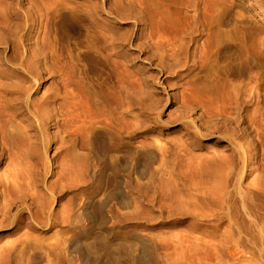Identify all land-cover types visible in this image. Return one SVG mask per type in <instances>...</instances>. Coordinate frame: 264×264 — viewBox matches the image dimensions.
<instances>
[{"label":"rangeland","instance_id":"1","mask_svg":"<svg viewBox=\"0 0 264 264\" xmlns=\"http://www.w3.org/2000/svg\"><path fill=\"white\" fill-rule=\"evenodd\" d=\"M195 1L0 0V119L12 116L28 135L26 164H0V264H134L150 249L162 264H264L263 0H197L198 11ZM90 70L113 96L142 72L156 79L164 126L149 132L164 143L165 162L195 140L187 157L205 167L188 176L168 169L186 198L150 191L132 214L113 200L107 224L81 214L84 197L65 169L76 99L81 116L117 138L134 126L112 100L104 108L101 93L86 107ZM218 155L233 169L214 175ZM228 193L233 207L216 209Z\"/></svg>","mask_w":264,"mask_h":264},{"label":"bare ground","instance_id":"2","mask_svg":"<svg viewBox=\"0 0 264 264\" xmlns=\"http://www.w3.org/2000/svg\"><path fill=\"white\" fill-rule=\"evenodd\" d=\"M262 4L264 6V0ZM262 6L259 7L258 14L264 16ZM192 8L196 11L199 10L197 0L192 4ZM86 74L89 76L87 78L89 81V88L87 89L89 101H86V107L88 109L93 108L95 103L92 100V94L101 93L103 98L100 100V104L106 108L109 101L112 100L116 104L118 112L121 113L120 118L130 117L134 121V126L126 135L129 139L122 136L117 138V134L110 131L102 122L81 116L84 115L81 113L82 102L76 99V112L73 116L76 144L72 152V160L66 164L65 169H70L75 174L77 191L84 197L78 204L81 214L88 215L93 212L99 222L107 224L110 221L109 214L113 212V209L110 208L113 200L119 204L121 209H126L127 213L132 214L140 210L141 197L150 191H158L164 197L167 196L178 201L186 198L183 190L171 185L170 178L167 176L169 174L168 169L176 167L178 173L188 176L190 171L201 175L205 171V167L202 163L196 164L194 160L191 161L187 157L188 146L196 145L195 140L186 143L182 141L180 145H184L185 148L183 150L177 149L172 153L176 160L174 162L169 161V164L165 162L164 143L160 136L157 135L152 138V134L149 132L151 129L164 126L162 111L154 104L155 91L154 88L152 90V87L156 79L152 82L148 79L147 73L142 72L134 78L131 84L122 85L117 94L113 96L115 92H103L105 90L101 89H105L104 87L90 82L95 80L91 70L87 71ZM135 105L138 108H134ZM110 106L113 107L111 104ZM142 106L144 107L143 111ZM12 120H14L12 116L0 119V164L8 163L17 170L25 165L28 160V156H26L28 135L20 127L12 126ZM108 122L111 124L110 121ZM136 133H141L143 139L135 140ZM197 134L204 135L198 128ZM81 144L85 149L84 152L80 148ZM247 156L248 154L244 153L243 169L246 165ZM218 159L221 162L212 170L214 175H221L228 167L230 170L233 169L232 164L224 156L218 155ZM91 168L96 169L91 172ZM235 188V195H239L242 201L241 207H245L249 194L243 192L240 183ZM230 197L231 194L228 193L219 202L216 209H231L234 203ZM64 221L74 226L71 217H67ZM83 235L84 233H81L79 236ZM249 241L255 243L254 238H246L242 240V243L245 244ZM134 261V264H162L157 261L152 249L146 250L145 255L136 257ZM94 262H99V260ZM34 263L29 258L26 264Z\"/></svg>","mask_w":264,"mask_h":264}]
</instances>
